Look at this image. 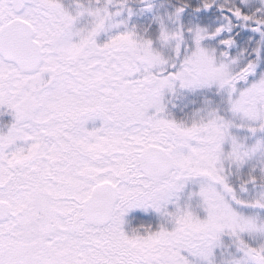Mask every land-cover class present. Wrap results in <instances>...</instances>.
<instances>
[{
	"label": "snow or ice",
	"instance_id": "obj_1",
	"mask_svg": "<svg viewBox=\"0 0 264 264\" xmlns=\"http://www.w3.org/2000/svg\"><path fill=\"white\" fill-rule=\"evenodd\" d=\"M0 264H264V0H0Z\"/></svg>",
	"mask_w": 264,
	"mask_h": 264
}]
</instances>
